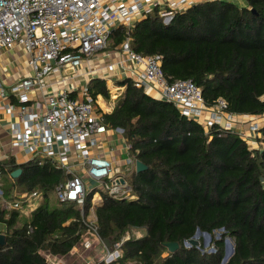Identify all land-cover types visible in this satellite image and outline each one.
Segmentation results:
<instances>
[{
	"label": "trees",
	"instance_id": "obj_1",
	"mask_svg": "<svg viewBox=\"0 0 264 264\" xmlns=\"http://www.w3.org/2000/svg\"><path fill=\"white\" fill-rule=\"evenodd\" d=\"M243 2L242 7L225 0L202 2L169 25L150 15L131 32L132 50L161 56L168 81H193L207 107L224 99L229 114L263 120L264 0ZM126 36V28L116 29L110 47L122 45ZM118 85L126 91L112 113L103 114L105 124L124 131L129 155L147 170L129 179L135 201L104 194L96 209L104 241L114 244L133 230L144 233L124 245L116 264H222L227 239L235 248L228 264H264V147L252 149L224 127L207 131L172 104L137 89L131 79ZM88 89L94 101L111 99L103 81L94 80ZM261 134L259 144L264 128ZM18 170L21 176L13 178ZM0 172V225L7 239L0 264H48L47 256L68 260L88 230L80 210L57 199L64 174L49 161L17 164L13 158L0 161ZM33 194L42 202L29 215L27 202L20 210L3 207L4 201L15 204ZM92 199L93 194L86 212ZM198 231L213 238L215 254L185 247ZM171 243L180 246L173 254L166 248Z\"/></svg>",
	"mask_w": 264,
	"mask_h": 264
},
{
	"label": "built area",
	"instance_id": "obj_2",
	"mask_svg": "<svg viewBox=\"0 0 264 264\" xmlns=\"http://www.w3.org/2000/svg\"><path fill=\"white\" fill-rule=\"evenodd\" d=\"M210 1L0 0V56L21 49L29 68L28 75L16 80L6 71L10 85L0 75V119L10 117L11 148L20 149L30 159L28 162L49 161L66 177L56 189L57 199L74 204L88 230L80 248L91 255L80 264H116L124 245L132 239L141 240L144 235L133 230L109 248L98 233L96 209L103 204L104 194L117 201L137 199L129 185V179L137 173V160L129 155L124 131L105 124L103 114L108 110L102 111L98 98L94 101L88 87L77 89L71 81L85 59L106 50L111 34L124 27L127 36L120 46L121 53L137 68V72L130 69L136 75L133 82L137 89L172 104L181 116L199 122L207 131L218 126L236 132L239 124H247L243 117L227 112L228 103L224 99L207 107L202 90L193 81L169 82L162 70L161 56L144 57L131 46V32L150 15L157 14L169 25L178 14ZM55 76H62L55 84L62 86L58 92L50 83ZM125 91L124 87L109 88V108H115ZM248 126L249 133L262 131L254 121H249ZM239 134L247 141L255 140L246 131ZM108 137L124 143L126 160H120L123 153L116 161L101 153ZM10 158L13 156L6 157ZM91 194V207L86 212ZM34 199L42 201L37 194L23 195L21 202L4 201L3 207L20 210L22 202H27L30 208ZM75 251L77 248L70 257ZM47 262L68 264L67 260L54 256H47Z\"/></svg>",
	"mask_w": 264,
	"mask_h": 264
},
{
	"label": "crops",
	"instance_id": "obj_3",
	"mask_svg": "<svg viewBox=\"0 0 264 264\" xmlns=\"http://www.w3.org/2000/svg\"><path fill=\"white\" fill-rule=\"evenodd\" d=\"M218 1V0H211L210 2ZM226 1V0H225ZM232 3H235L238 6H244V2L239 0H228ZM111 42L109 43V48L103 50L102 52L98 53L93 58L85 59V62L79 68L76 78L71 81V85L76 87L77 89L88 87L94 80H100L106 83V86L109 88H122L117 86L118 82H121L125 79H131L134 81L136 79V75L130 72V69L137 70L134 65L127 61V57L121 53V45L116 47L113 50L111 47ZM16 50L12 53H3L0 56V75L2 80L5 84L10 85L11 82L7 79V72L13 76V80L18 79L19 77H24L27 75V70L24 68H19V71H16L15 65H11L12 57L14 56ZM137 72V71H136ZM29 73V72H28ZM62 76H55L50 79V83L55 85L57 82L61 80ZM61 85H55L54 91L58 92L61 90ZM98 101L102 111L105 109L103 106L107 108V114H111L114 109L109 108L111 104V100L107 102L102 96H98ZM37 105V104H35ZM244 119V120H243ZM242 120L245 122L244 126H241V131H246L249 136L254 138L255 140H248V143L252 145V149H260V147H264V143L259 144L257 142V138H263L261 132L259 133H249V121H254L257 123L261 128H264V119L262 118H255L253 120H249L247 118H243ZM239 127V126H238ZM237 127V128H238ZM11 127H10V117L3 116L0 119V161L7 160L6 157L13 156V159L16 161L17 164H24L27 163L25 160L27 159L24 154L21 153L20 149L11 148V141L13 137L11 136ZM239 129L236 130V133L239 134ZM125 145L119 141H112L110 137L107 138L106 143L104 144L103 148H101V153L105 155L107 158L116 161L117 157L120 156V153L124 154ZM3 198V193L1 191V184H0V199ZM96 201H99L97 199ZM30 214V212H29ZM27 214V215H29ZM5 227L0 225V235H4Z\"/></svg>",
	"mask_w": 264,
	"mask_h": 264
},
{
	"label": "rangeland",
	"instance_id": "obj_4",
	"mask_svg": "<svg viewBox=\"0 0 264 264\" xmlns=\"http://www.w3.org/2000/svg\"><path fill=\"white\" fill-rule=\"evenodd\" d=\"M226 1H228V0H226ZM238 3H240L239 0H238ZM112 45H113V43H111V46ZM108 48H109V46H108ZM113 50H115V48H113ZM12 60H15V64L14 65H15L16 71H19V68H23V69L25 68L29 72V68H27L26 59L24 57V53H23V51L21 49H17L16 50L14 56L12 57ZM28 72H27V75H28ZM103 107L105 108L104 110H107V108L105 106H103ZM238 126L239 127L236 130L239 129L241 131V128L240 127L241 126H244V125L239 124ZM250 146L252 147V145H250ZM126 158H127V156L124 154V155H121L120 160L124 161V160H126ZM29 160L30 159L27 158L25 160V162H27ZM41 202L42 201L40 199H34V200H32V203L30 205V208L28 209V211L26 212V214H29L30 211H32V210L36 209L37 207H39L40 204H41ZM142 232H141V234L144 235V233H142ZM216 238H217V240H220V233H217ZM201 239H203V246L201 244V246L198 247V249L202 250L203 252H206L207 254H215L216 253V250H215L214 245H213V238L211 236L210 237H206L204 235H201L200 238H199V242H200ZM230 245H233V247H234V241H232L230 239H227L226 240V248H225V257L230 252ZM90 255H91V253L85 252L83 249H81L80 247H78L77 248V252L67 260V263L68 264H80L82 262V259L83 258H86V257H88ZM130 264H133V263H130Z\"/></svg>",
	"mask_w": 264,
	"mask_h": 264
},
{
	"label": "water",
	"instance_id": "obj_5",
	"mask_svg": "<svg viewBox=\"0 0 264 264\" xmlns=\"http://www.w3.org/2000/svg\"><path fill=\"white\" fill-rule=\"evenodd\" d=\"M136 169H137V173H142L144 171L147 170V167L140 161H137L136 163ZM22 174V170H18L13 174V178H19ZM124 183V181H122ZM201 235H204L206 237H210L209 234H202L200 231L197 232V234L195 235V237L186 242L185 243V247L190 249L192 247H200L201 246V242H199V238ZM107 246L110 248L112 246V242L111 240L106 241ZM7 245V239L5 235H0V247H4ZM166 248L169 250L170 253H175L180 249L179 244L177 243H171V244H167ZM235 253V248L233 247V245H230V252L229 254L223 259L222 264H228L230 259L233 257Z\"/></svg>",
	"mask_w": 264,
	"mask_h": 264
}]
</instances>
